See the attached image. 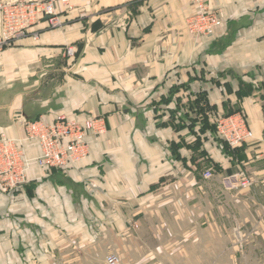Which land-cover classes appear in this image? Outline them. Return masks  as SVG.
I'll return each instance as SVG.
<instances>
[{"label": "crops", "instance_id": "obj_1", "mask_svg": "<svg viewBox=\"0 0 264 264\" xmlns=\"http://www.w3.org/2000/svg\"><path fill=\"white\" fill-rule=\"evenodd\" d=\"M207 5L225 21L196 38L194 0H57L55 23L0 52V137L20 139L22 121L41 117L102 116L107 127L86 162L51 173L34 165L28 184L0 190V264H56L66 233L77 256L94 224H118L162 188L187 191L207 165L226 188L245 172L264 189V0ZM239 111L254 138L231 149L214 124ZM26 150L40 153L36 142Z\"/></svg>", "mask_w": 264, "mask_h": 264}, {"label": "rangeland", "instance_id": "obj_2", "mask_svg": "<svg viewBox=\"0 0 264 264\" xmlns=\"http://www.w3.org/2000/svg\"><path fill=\"white\" fill-rule=\"evenodd\" d=\"M213 169L205 166L187 191L174 187L165 193L162 188L156 200L143 197L124 209L118 224L111 219L107 225L94 224L96 234L77 248V256L71 255L70 235H61L59 244L66 248L51 259L107 264L106 258L116 255L119 264H264V189L252 183L230 191L226 176ZM209 171L213 174L205 176Z\"/></svg>", "mask_w": 264, "mask_h": 264}, {"label": "built area", "instance_id": "obj_3", "mask_svg": "<svg viewBox=\"0 0 264 264\" xmlns=\"http://www.w3.org/2000/svg\"><path fill=\"white\" fill-rule=\"evenodd\" d=\"M208 0H194L197 12L187 20L188 32L196 38L214 36L224 24L221 10H210ZM57 0H15L0 2V52L17 40L26 38L40 21L48 19L55 23ZM39 34L34 33L37 40ZM71 48L66 55L73 56ZM24 136L20 139L0 137V190L10 193L29 182L31 168L36 165L44 172H65L88 160L90 140L100 137L107 131L102 116H89L84 119L58 116L53 121L44 118L23 120ZM216 135L231 149L242 147L254 138L247 116L239 111L219 117L215 121ZM36 142L39 155L30 157L26 144ZM228 189L250 187L252 180L245 172L225 180ZM116 255L106 258L107 264H119Z\"/></svg>", "mask_w": 264, "mask_h": 264}, {"label": "trees", "instance_id": "obj_4", "mask_svg": "<svg viewBox=\"0 0 264 264\" xmlns=\"http://www.w3.org/2000/svg\"><path fill=\"white\" fill-rule=\"evenodd\" d=\"M214 132L216 133L215 124H214Z\"/></svg>", "mask_w": 264, "mask_h": 264}]
</instances>
